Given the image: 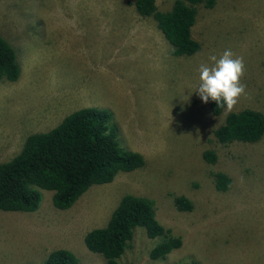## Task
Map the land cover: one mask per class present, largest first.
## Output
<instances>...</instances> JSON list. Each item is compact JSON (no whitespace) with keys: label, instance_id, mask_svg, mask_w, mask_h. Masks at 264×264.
I'll use <instances>...</instances> for the list:
<instances>
[{"label":"rangeland","instance_id":"rangeland-1","mask_svg":"<svg viewBox=\"0 0 264 264\" xmlns=\"http://www.w3.org/2000/svg\"><path fill=\"white\" fill-rule=\"evenodd\" d=\"M174 0H156L159 10ZM192 35L201 44L175 56L151 16L134 0H0V35L15 48L20 76L0 81V161L20 152L27 136L46 132L79 108L112 112L119 145L146 159L92 185L67 209H57L43 189L34 212L0 210V264H43L55 248L75 253L79 264H106L84 243L104 226L125 194L155 200L158 220L183 244L164 259H151L159 237L136 227L119 258L128 264H264V136L255 143L216 141L213 130L226 110L211 112L194 93L198 68L230 49L243 57L241 97L232 111L264 112V0H215L197 6ZM213 148L215 163L202 152ZM231 178L215 188L213 172ZM184 195L192 211H179Z\"/></svg>","mask_w":264,"mask_h":264},{"label":"trees","instance_id":"trees-1","mask_svg":"<svg viewBox=\"0 0 264 264\" xmlns=\"http://www.w3.org/2000/svg\"><path fill=\"white\" fill-rule=\"evenodd\" d=\"M201 3L213 7L215 0H174L166 11L158 9L156 0H134L140 16L154 18L175 56L200 51L201 44L193 37L192 27ZM19 76L16 50L0 35V81L14 82ZM208 105L214 115L224 109L213 101ZM118 132L110 110L88 106L69 113L46 132L29 134L18 154L0 161V210L34 212L39 208L43 189L52 191L55 208L67 209L92 185L109 183L119 172L143 167V154L123 149ZM213 135L222 144L258 142L264 136V112L253 108L228 112ZM202 156L211 164L217 159L213 148H206ZM212 175L217 190L230 188L231 178L225 172ZM173 202L179 211L193 209L192 201L184 195H176ZM136 227L144 228L150 238H160L149 252L151 259H164L183 244L180 235L173 234L158 220L153 198L131 193L120 198L104 226L85 233L84 243L90 251L101 254L106 264H128L119 258L130 246ZM43 264H79V260L70 249L55 248Z\"/></svg>","mask_w":264,"mask_h":264},{"label":"clouds","instance_id":"clouds-1","mask_svg":"<svg viewBox=\"0 0 264 264\" xmlns=\"http://www.w3.org/2000/svg\"><path fill=\"white\" fill-rule=\"evenodd\" d=\"M244 71L243 57L236 56L230 49L219 57L210 55L208 62L199 65V82L194 93L204 103L213 101L231 112L242 96L247 98L246 85L241 83Z\"/></svg>","mask_w":264,"mask_h":264}]
</instances>
